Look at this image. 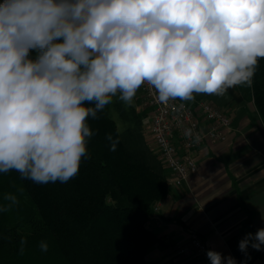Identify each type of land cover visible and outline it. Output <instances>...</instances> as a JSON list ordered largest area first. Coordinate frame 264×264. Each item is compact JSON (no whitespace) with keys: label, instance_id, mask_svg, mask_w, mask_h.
<instances>
[{"label":"clouds","instance_id":"obj_1","mask_svg":"<svg viewBox=\"0 0 264 264\" xmlns=\"http://www.w3.org/2000/svg\"><path fill=\"white\" fill-rule=\"evenodd\" d=\"M32 49L40 52L35 60ZM258 58L264 0H4L0 172L67 181L79 169L85 137L94 135L85 121L97 113L86 101L103 109L118 91L130 101L145 82L164 104L223 95L250 81ZM106 138L115 151L119 140ZM238 247L246 256L249 247L264 250V228ZM207 257L237 264L212 250Z\"/></svg>","mask_w":264,"mask_h":264},{"label":"trees","instance_id":"obj_2","mask_svg":"<svg viewBox=\"0 0 264 264\" xmlns=\"http://www.w3.org/2000/svg\"><path fill=\"white\" fill-rule=\"evenodd\" d=\"M39 54L32 49L28 58ZM238 85L264 123V58L250 81ZM121 96L103 109L85 102L97 113L85 121L94 135L85 137V154L69 180L42 184L15 169L0 172V264H146V250L160 241L152 224L169 193V175L143 132L146 111ZM109 134L119 140L115 151Z\"/></svg>","mask_w":264,"mask_h":264},{"label":"crops","instance_id":"obj_3","mask_svg":"<svg viewBox=\"0 0 264 264\" xmlns=\"http://www.w3.org/2000/svg\"><path fill=\"white\" fill-rule=\"evenodd\" d=\"M203 99L230 115L228 138L199 147L198 171L182 185H171L157 203L161 215L154 226L160 241L146 250V264H197L192 233L204 239L208 251L230 255L237 264H264V250L249 247L246 256L238 247L246 234L264 228V123L239 85L223 95L194 93L186 101L199 110Z\"/></svg>","mask_w":264,"mask_h":264},{"label":"built area","instance_id":"obj_4","mask_svg":"<svg viewBox=\"0 0 264 264\" xmlns=\"http://www.w3.org/2000/svg\"><path fill=\"white\" fill-rule=\"evenodd\" d=\"M140 107L148 112L149 132L156 152L171 172V182L182 185L199 169L196 150L204 143L226 141L231 129V117L221 107L200 100L196 110L186 100H158V92L147 82L141 85ZM157 205L155 209L157 210ZM193 258L197 264H210L207 245L196 233L190 235ZM183 250V249H182Z\"/></svg>","mask_w":264,"mask_h":264},{"label":"rangeland","instance_id":"obj_5","mask_svg":"<svg viewBox=\"0 0 264 264\" xmlns=\"http://www.w3.org/2000/svg\"><path fill=\"white\" fill-rule=\"evenodd\" d=\"M3 3V2H2ZM142 90V89H141ZM136 97V98H135ZM141 98H142V92L139 93L138 89H137V92L135 94V96L129 101V103H133L136 107H137V110H142V108L140 107V102H141ZM145 110V109H144ZM146 111V110H145ZM112 115L117 119L118 121V124L122 127L123 125V122L121 121V119L119 118L116 110L112 107ZM148 112L146 111V116H145V119L143 121V124H142V129H143V132L144 134L146 135V139L148 141V144L149 146L152 148L153 152L157 153L156 150H155V147L153 145V142H152V138H151V135H150V132H149V117H148ZM158 154V153H157ZM159 155V154H158ZM169 170L167 169V173L169 175ZM169 183H170V186L173 185L170 178H169ZM158 205V204H157ZM156 210V209H155ZM156 211H159V208L156 210ZM154 224V223H153ZM152 224V226H154ZM200 236V235H199ZM201 237V236H200ZM202 238V237H201ZM203 239V238H202ZM204 241V239H203ZM205 242V241H204ZM206 243V242H205ZM207 245V244H206Z\"/></svg>","mask_w":264,"mask_h":264}]
</instances>
